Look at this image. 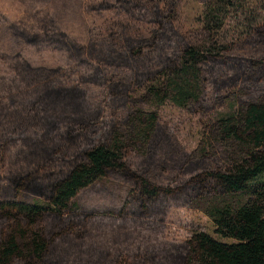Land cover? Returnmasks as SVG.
Here are the masks:
<instances>
[{
    "label": "trees",
    "instance_id": "trees-1",
    "mask_svg": "<svg viewBox=\"0 0 264 264\" xmlns=\"http://www.w3.org/2000/svg\"><path fill=\"white\" fill-rule=\"evenodd\" d=\"M54 1L19 0L24 18L9 30L91 69L0 53L11 72L0 77V264H264V20L241 44L224 43L233 0H200L203 27L191 36L176 27L179 0H111L87 11L145 31L117 22L83 43ZM167 103L208 117L197 150L162 123ZM222 104L230 112L212 117ZM102 179L130 187L124 207L75 211ZM21 192L50 206L21 204ZM173 208L200 210L233 243L206 233L169 241Z\"/></svg>",
    "mask_w": 264,
    "mask_h": 264
},
{
    "label": "rangeland",
    "instance_id": "rangeland-1",
    "mask_svg": "<svg viewBox=\"0 0 264 264\" xmlns=\"http://www.w3.org/2000/svg\"><path fill=\"white\" fill-rule=\"evenodd\" d=\"M111 0H55L53 11L57 14L61 27L75 40L87 42L93 29L99 26L113 25L123 22L136 31L144 32L145 27L129 21L125 16L87 11V7ZM234 9L228 17L219 39L224 43L241 44L251 27L264 20L261 0H233ZM205 4L200 0H179L177 7L176 27L182 34L191 36L201 30L204 22ZM24 18V6L19 0H0V53L14 55L23 53L27 61L34 67L63 68L64 71L88 72V65L71 62L66 52L46 50L38 52L36 48L15 37L9 30L13 23ZM9 68L0 60V77L8 76ZM230 112V104L217 105L215 113L224 115ZM119 116V113L117 114ZM163 124L174 129L177 139L193 152L198 149L206 135L208 117H200L187 113L167 103L160 110ZM1 157V152H0ZM3 184L0 183V190ZM130 187L113 179H102L74 201L75 211L95 214H115L125 205ZM17 202L40 208H48L50 204L38 196L19 193ZM198 233H206L219 242L233 243L229 239L216 234V227L200 210L173 208L168 218L167 237L171 242L183 243Z\"/></svg>",
    "mask_w": 264,
    "mask_h": 264
}]
</instances>
